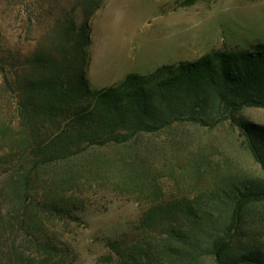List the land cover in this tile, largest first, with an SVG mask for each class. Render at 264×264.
Instances as JSON below:
<instances>
[{"label":"rangeland","instance_id":"1","mask_svg":"<svg viewBox=\"0 0 264 264\" xmlns=\"http://www.w3.org/2000/svg\"><path fill=\"white\" fill-rule=\"evenodd\" d=\"M85 19L91 43L84 70L91 89L131 72L144 75L212 50L264 42V0H0V264H8V256L20 264H113L102 259L107 242L138 235V221L155 198V178L156 195L180 198L206 197L220 180L262 176L229 121L214 129L180 126L143 135L136 144L87 149L33 166L32 149L19 135L15 72L24 55L51 50L71 20L79 26ZM241 114L264 125V108L244 107ZM27 172L32 201L26 207L21 192L13 194L9 186L12 176ZM48 202L59 209L48 211ZM254 214L262 224L251 232L264 239V204ZM41 240L54 248H44Z\"/></svg>","mask_w":264,"mask_h":264},{"label":"trees","instance_id":"2","mask_svg":"<svg viewBox=\"0 0 264 264\" xmlns=\"http://www.w3.org/2000/svg\"><path fill=\"white\" fill-rule=\"evenodd\" d=\"M90 43L88 19L79 26L71 20L51 50L24 55L22 69L15 72L19 135L32 149L33 166L65 161L87 149L136 144L143 135L180 126L214 129L229 121L262 171L260 177L214 182L206 197L156 195L155 178L150 182L155 198L138 221V235L109 239V253L102 259L113 264H197L204 259L264 264V239L251 232V226L262 224L254 213L264 204V125L241 114L244 107L264 108V42L212 50L144 75L131 72L99 89L89 87L84 70ZM4 80L11 83L10 76ZM27 173L12 176L9 186V192H21L19 201L26 207L32 201ZM45 206L59 209L55 202ZM40 243L54 248L49 241ZM8 258V264H20Z\"/></svg>","mask_w":264,"mask_h":264}]
</instances>
